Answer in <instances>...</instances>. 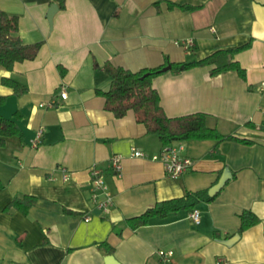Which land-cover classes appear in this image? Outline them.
Returning a JSON list of instances; mask_svg holds the SVG:
<instances>
[{
	"label": "crops",
	"instance_id": "1",
	"mask_svg": "<svg viewBox=\"0 0 264 264\" xmlns=\"http://www.w3.org/2000/svg\"><path fill=\"white\" fill-rule=\"evenodd\" d=\"M53 3L0 0V9L18 16L25 43L43 42L35 59L0 67V95L7 96L0 121L18 111L24 133L0 147V264H106L109 255L120 264H165L159 250L173 252L172 264H264V133L245 125L264 122V0H66L51 29L46 16ZM187 40L189 50L179 43ZM250 41L236 55L246 80L234 71L213 77L210 67L199 66L169 70L153 84L168 116L206 113L209 127L251 138L252 145L174 142L194 164L170 177L152 159L163 148L158 137L146 133L133 111L117 118L105 109L106 63L136 72ZM3 78L19 81L27 93L16 95ZM41 128V142L33 146ZM134 149L145 156H133ZM114 155L122 157L121 173L109 167ZM93 166L112 193L107 211L92 198ZM225 169L232 176L216 199L196 208L199 224L192 210L152 218L135 230L127 223L158 201L210 189ZM25 195L37 197L27 214L4 211ZM244 210L260 222L240 232ZM104 242L112 251L99 245Z\"/></svg>",
	"mask_w": 264,
	"mask_h": 264
},
{
	"label": "trees",
	"instance_id": "2",
	"mask_svg": "<svg viewBox=\"0 0 264 264\" xmlns=\"http://www.w3.org/2000/svg\"><path fill=\"white\" fill-rule=\"evenodd\" d=\"M60 9L65 8L66 0H54ZM173 6V5H172ZM183 10H194L196 7L190 5L180 6ZM43 42L32 44L25 43L19 34V18L10 15L0 9V67L8 70L13 69L18 62L35 59ZM251 41L235 47L220 48L213 51L205 58L184 61L168 62L156 68H144L139 71H131L121 66L111 63L104 65V71L111 77V86L104 92L105 109L114 113L117 118L125 116L129 111H133L136 120L146 128V133L158 137L164 146L172 145L174 142L214 140L217 144L226 140L252 145L255 141L233 134H223L217 128L209 127L207 124L208 114L195 112L191 114L170 117L166 114L161 105L160 94L153 84L155 77L163 74L162 68L171 65V71L181 72L194 67L208 66L211 75L216 76L225 72L234 71L243 80L247 79V71L236 58L237 53L248 49ZM2 83L13 89L16 95L27 93V88L19 81L12 78H3ZM7 101V96L0 95V107ZM22 114L18 111L13 118L1 117L0 121V147L5 145V139L17 136L23 140L24 133L19 122ZM245 125L264 133V122L254 124L246 122ZM3 184L0 181V190ZM217 195L211 196L209 188L187 192L185 195L156 202L152 207L147 208L142 214L128 218L126 221L132 229H138L150 223V219L169 216L184 210L196 209L198 205L205 202H212ZM37 202V197L25 195L16 197L9 202L4 211L18 210L27 214L28 210ZM67 213H74L66 210ZM260 222L258 215L251 210H244L240 214L239 231L243 232L254 227ZM112 251L107 242L99 244Z\"/></svg>",
	"mask_w": 264,
	"mask_h": 264
},
{
	"label": "built area",
	"instance_id": "3",
	"mask_svg": "<svg viewBox=\"0 0 264 264\" xmlns=\"http://www.w3.org/2000/svg\"><path fill=\"white\" fill-rule=\"evenodd\" d=\"M186 50H189L192 47V41H182L179 42ZM62 98L67 97V92L65 89L62 90ZM44 130L43 128L39 129L35 138L31 140L33 146H37L41 142V138L43 136ZM184 150V145L179 144V146L168 145L164 146L162 150L158 154H154L152 159L160 160L163 163L165 172L170 177H179L182 174L188 172L194 164L192 158L185 156L182 154ZM133 156L142 157L145 156V153L139 149H134L132 152ZM122 157L120 155H114L110 159L109 167H111L116 173H121L122 171ZM90 173L92 180L95 185L94 193L92 195L93 200L97 203V207L100 210H108L113 203L112 193L109 191V188L105 182L104 173L102 170L97 169L96 167L90 168ZM71 178V174L65 170L63 173V179L68 181ZM103 194L104 198L99 199V195ZM190 217L192 218V222L194 224L200 223V213L197 209H193L191 211ZM89 220V217L86 218ZM162 261L165 264H172V251H158Z\"/></svg>",
	"mask_w": 264,
	"mask_h": 264
},
{
	"label": "water",
	"instance_id": "4",
	"mask_svg": "<svg viewBox=\"0 0 264 264\" xmlns=\"http://www.w3.org/2000/svg\"><path fill=\"white\" fill-rule=\"evenodd\" d=\"M59 10V7L56 3H53L51 6H50V9L48 10V13H47V19L49 20V23H50V26H51V29L53 27V21H54V16L56 15V13L58 12ZM171 65L168 64L167 66H165L164 68H162V71L163 72H167L171 69ZM232 174L230 172L229 169H225L220 180L218 181L217 184H215L213 187H211L209 189V194L211 196H214L217 192H219L226 184V182L231 178ZM106 264H120L119 262H117L114 257L112 255H109L107 258H106Z\"/></svg>",
	"mask_w": 264,
	"mask_h": 264
}]
</instances>
